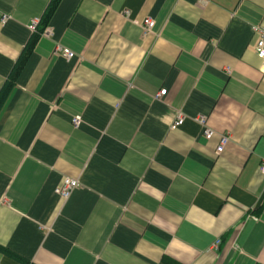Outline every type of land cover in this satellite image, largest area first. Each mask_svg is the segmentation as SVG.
<instances>
[{
  "label": "crops",
  "instance_id": "obj_1",
  "mask_svg": "<svg viewBox=\"0 0 264 264\" xmlns=\"http://www.w3.org/2000/svg\"><path fill=\"white\" fill-rule=\"evenodd\" d=\"M51 2L0 0V264H264V0H61L16 74Z\"/></svg>",
  "mask_w": 264,
  "mask_h": 264
},
{
  "label": "built area",
  "instance_id": "obj_2",
  "mask_svg": "<svg viewBox=\"0 0 264 264\" xmlns=\"http://www.w3.org/2000/svg\"><path fill=\"white\" fill-rule=\"evenodd\" d=\"M8 15L7 14H3L2 16V22L5 23L8 19ZM40 20L39 19H35L33 24L31 25V28L35 31L38 24H39ZM143 30L145 31L144 33H147L149 31H151L152 27H153V20L151 18H146L143 21ZM258 31V38L256 40V53L258 55V57L264 62V28L259 27L257 28ZM47 36H49L50 31H47L45 33ZM56 52H61L63 53L68 59H71L73 57H75V52H73L72 50H70L67 47H62V46H58ZM262 69L264 70V65L262 67ZM167 92L166 89L161 90L159 96L165 95ZM201 124L205 125V118L201 117L197 119ZM74 123L76 126H78L81 122V120L79 118H75ZM185 121V116L183 113H179L176 120L172 123L171 125V129H176L178 128L180 125H182ZM204 134L205 137L207 139H211L215 132L214 130H212L211 128L206 127L205 125V130H204ZM230 140V136L228 135H223L221 140H220V144L217 147V151L219 153L223 152V150L225 149V146L227 145V143ZM261 172L264 175V160L261 163ZM80 185V182L78 179L75 178H70V177H66L62 183L61 186L57 187L55 189V193H57L58 195H60L63 199H68L72 192L74 191L75 188H77Z\"/></svg>",
  "mask_w": 264,
  "mask_h": 264
},
{
  "label": "trees",
  "instance_id": "obj_3",
  "mask_svg": "<svg viewBox=\"0 0 264 264\" xmlns=\"http://www.w3.org/2000/svg\"><path fill=\"white\" fill-rule=\"evenodd\" d=\"M60 1L61 0H52L46 14L43 16V18H41V20H40V22H39V24L35 30V33L33 34L32 43L29 45V47L27 48V50L25 51V53L23 55V58H21V61L19 62L18 66L16 67V70H15L16 74L19 72V70L21 69V67L25 63L26 59L28 58L32 48L34 47L35 42L41 36V34L44 32L45 27L48 25V22H49L51 15L54 13V11H55V9L58 6ZM11 87H12V80L7 81L4 85V87L2 88V90L0 91V109H1L5 99L7 98ZM0 249L6 251V249H4V247L2 245H0ZM13 256L17 259H20L19 257H16V255H14V254H13Z\"/></svg>",
  "mask_w": 264,
  "mask_h": 264
}]
</instances>
